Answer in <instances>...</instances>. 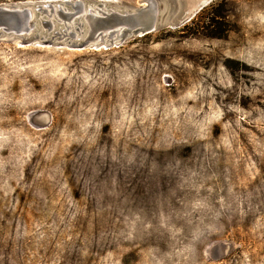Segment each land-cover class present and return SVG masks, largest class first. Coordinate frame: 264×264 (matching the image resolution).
<instances>
[{
	"label": "rangeland",
	"instance_id": "obj_1",
	"mask_svg": "<svg viewBox=\"0 0 264 264\" xmlns=\"http://www.w3.org/2000/svg\"><path fill=\"white\" fill-rule=\"evenodd\" d=\"M0 264H264V0L107 50L0 40Z\"/></svg>",
	"mask_w": 264,
	"mask_h": 264
},
{
	"label": "water",
	"instance_id": "obj_2",
	"mask_svg": "<svg viewBox=\"0 0 264 264\" xmlns=\"http://www.w3.org/2000/svg\"><path fill=\"white\" fill-rule=\"evenodd\" d=\"M209 1L138 0L134 6H120L109 1L45 0L0 5V40L19 46L107 50L164 26L176 28Z\"/></svg>",
	"mask_w": 264,
	"mask_h": 264
}]
</instances>
